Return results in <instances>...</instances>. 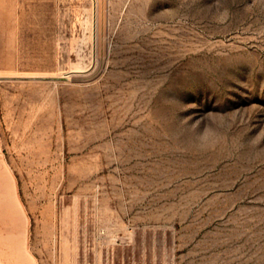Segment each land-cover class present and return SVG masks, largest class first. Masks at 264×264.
<instances>
[{"label":"rangeland","instance_id":"374dc122","mask_svg":"<svg viewBox=\"0 0 264 264\" xmlns=\"http://www.w3.org/2000/svg\"><path fill=\"white\" fill-rule=\"evenodd\" d=\"M2 260L264 264V0H0Z\"/></svg>","mask_w":264,"mask_h":264},{"label":"clouds","instance_id":"9594fccd","mask_svg":"<svg viewBox=\"0 0 264 264\" xmlns=\"http://www.w3.org/2000/svg\"><path fill=\"white\" fill-rule=\"evenodd\" d=\"M217 141V132L215 129L205 128L196 139V147L199 150H206Z\"/></svg>","mask_w":264,"mask_h":264},{"label":"crops","instance_id":"0c3cea01","mask_svg":"<svg viewBox=\"0 0 264 264\" xmlns=\"http://www.w3.org/2000/svg\"><path fill=\"white\" fill-rule=\"evenodd\" d=\"M3 261V260H2ZM0 264H7L5 261H3V263L0 262Z\"/></svg>","mask_w":264,"mask_h":264},{"label":"bare ground","instance_id":"6f19581e","mask_svg":"<svg viewBox=\"0 0 264 264\" xmlns=\"http://www.w3.org/2000/svg\"><path fill=\"white\" fill-rule=\"evenodd\" d=\"M78 64V63H77ZM75 65V64H74ZM78 66H80V64L78 65ZM4 186V185H3ZM7 186V185H6Z\"/></svg>","mask_w":264,"mask_h":264}]
</instances>
